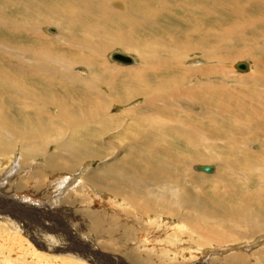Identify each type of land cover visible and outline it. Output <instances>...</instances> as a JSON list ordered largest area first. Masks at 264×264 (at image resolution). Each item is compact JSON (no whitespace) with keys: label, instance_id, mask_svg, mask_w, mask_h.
Segmentation results:
<instances>
[{"label":"bare ground","instance_id":"1","mask_svg":"<svg viewBox=\"0 0 264 264\" xmlns=\"http://www.w3.org/2000/svg\"><path fill=\"white\" fill-rule=\"evenodd\" d=\"M1 33L0 194L22 214L0 207V264L19 262L14 251L40 264L27 238L75 257L62 264L95 263L107 256L92 253L95 237L137 228L159 245L128 251L136 264H177L170 253L186 249L184 264H264V0H0ZM114 47L132 64L112 60ZM89 189L109 199H90L102 212H80ZM34 212L78 213L91 235L55 239ZM113 244L96 246L113 255ZM222 244L233 250L217 256Z\"/></svg>","mask_w":264,"mask_h":264},{"label":"rangeland","instance_id":"2","mask_svg":"<svg viewBox=\"0 0 264 264\" xmlns=\"http://www.w3.org/2000/svg\"><path fill=\"white\" fill-rule=\"evenodd\" d=\"M174 15L175 14H171V16L172 17H174ZM53 28V30L55 29L54 27H52ZM47 33L48 34H52V33H49L48 31H47ZM54 34V33H53ZM0 35H2V33L0 34ZM20 40V39H19ZM123 49V48H122ZM121 49V47L119 48V47H114V49L112 48V49H110V50H108V52H107V55H108V53L110 52V51H114V50H121V52H123V53H126V54H129V55H131L132 57H135L136 55L134 54V53H131V52H126V51H123ZM194 55V54H193ZM196 55H194V56H191L190 58H189V55H188V57H187V59H189L190 61L189 62H191L192 64H195V63H197L196 62V60H200L201 61V58L200 57H198V56H196ZM194 57H195V59H194ZM198 57V58H197ZM200 58V59H199ZM107 59H109V58H107ZM192 59V60H191ZM242 60H247V61H249L250 63H251V61L249 60V58H245V59H238V60H235V62L237 61V62H239V61H242ZM109 61L111 62V60L109 59ZM235 62H233V63H235ZM112 63H114V64H118V65H120V63H117V62H113L112 61ZM202 63V62H201ZM201 63H199V64H201ZM233 63L231 62L230 63V66H231V71H230V74H231V72H232V74L234 73V74H239L238 73V71H236V69L234 68V66H233ZM252 64V63H251ZM122 65V64H121ZM123 66V65H122ZM126 67V66H125ZM136 101H139V100H136ZM120 108L121 107H119V106H116L115 108H113L112 110H111V112L113 113H117V112H119V110H120ZM119 109V110H118ZM116 110V111H115ZM252 144H250L252 147L254 146V145H258V143L256 142V141H252L251 142ZM49 152H52L54 149H55V146L54 145H50L49 147ZM111 150V152L112 153H114L113 152V149L111 148L110 149ZM254 150V149H253ZM34 159L36 160H31V162H32V165H31V162H30V165L31 166H33V167H35V166H38V161L39 160H41L42 162H44V158L42 157V156H40L39 158L38 157H34ZM89 162V163H88ZM88 162H85V163H88V164H85V163H82L81 164V166L79 167V169L77 170V173H78V171L79 170H81V171H84L85 170V168H93V167H96V166H98V161H93V160H91V161H88ZM196 164H198V163H196ZM87 166V167H86ZM84 167V168H83ZM35 169H36V167H35ZM84 169V170H83ZM30 170H34L33 168H30L29 169V171ZM193 170V169H192ZM194 171V170H193ZM198 172V171H197ZM199 173V172H198ZM82 174H83V172H82ZM73 175V177H72V181L73 182H75V185H76V182L78 181L79 182V180L81 179V177H80V175H78V174H72ZM45 177H43L42 176V179H51L52 177H54V178H56L55 177V175H50V176H46V175H44ZM74 176L76 177V178H74ZM20 177V176H19ZM78 178H79V180H78ZM77 179V180H76ZM75 180V181H74ZM71 185V184H70ZM71 187H72V185H71ZM90 190V189H89ZM91 191V190H90ZM2 194H0V207L2 208L1 210H6V208H8L9 209V211H10V209H11V211L10 212H19V213H21L22 214V210L20 211V210H17L16 208H14V206H16V205H21L22 203L19 201V199L18 198H15L13 195H11V194H9V197H8V199H7V197H4L3 195L1 196ZM90 195V196H89ZM84 198H85V200H84ZM83 198V201L84 202H82V203H79V204H81L80 205V212H94V211H97V212H99V211H101L102 212V210L101 209H103V208H101V209H95V210H91V208L90 207H92V204H93V201H92V203H91V201H90V199L91 198H94V199H97V200H105L106 199V201L109 203V199L108 198H98V196H96L95 194H93L92 193V191L91 192H89L88 193V196H85ZM23 202H25V201H23ZM16 204V205H15ZM25 204H27V202L25 203ZM95 204V203H94ZM43 207L42 208H45V205H42ZM41 207V206H40ZM26 210V209H25ZM87 210V211H86ZM104 210V209H103ZM105 212V211H104ZM110 212V211H109ZM108 212V213H109ZM30 213H31V211H30ZM30 213H26L27 215H28V217H27V219H26V221H28V222H26V221H24L23 223H24V225L25 226H30V222H31V220L30 219H28V218H30V216H29V214ZM39 213V214H38ZM105 213H107V212H105ZM33 214H38V215H36L35 217V219H36V222L35 223H37L38 224V226H40L41 227V232L43 233V231H44V233L45 234H48L49 236H51V237H53V238H55L56 239V234H59V235H62V236H64L65 238H66V236H68L66 239H64V241H66V240H68V238L70 239V240H73V239H76V238H73V236H75V235H77V237H79L78 239H80V240H84V239H87L91 234H90V231H91V228H90V224H89V222L87 221V220H84L83 219V217H79V214L77 213H72L71 214V216H67V214L68 213H66V212H63V216L61 215H52V214H50L51 216H49L48 215V213H40V212H34ZM73 214H75V215H73ZM5 220V222H6V214L4 213V214H0ZM44 215V216H43ZM72 216L74 217V218H72ZM78 218H77V217ZM20 217H22V216H20ZM9 218V217H8ZM15 218V220H16V224H17V226H19L18 228H21V227H23V225H22V220H21V218H19V216H15L14 217ZM24 218V217H23ZM48 219V220H47ZM53 219V220H52ZM2 220V219H1ZM41 220V221H40ZM30 221V222H29ZM42 221H49V222H54V221H56V224H57V226H59L60 224L61 225H63L64 226V228L66 229V230H61V229H58V231H56L55 232V229H51V230H48L47 228L49 227L47 224H49V223H44V222H42ZM119 222L120 223H122V222H124L123 221V219H120L119 220ZM82 225V226H81ZM88 225V226H87ZM68 226H71L70 228L68 227ZM55 226L53 225L52 226V228H54ZM67 227V228H66ZM72 227H73V229H72ZM45 228V229H44ZM173 228H176V224H173ZM47 229V230H46ZM71 229V230H70ZM138 230L136 231V229H134L135 231H134V233H133V235H132V237L131 238H129V239H126L127 238V236H125L124 234H120L119 235V232L117 231L116 232V235H118L119 237H115L114 239H112L113 241H109L108 240V237H104V236H101V237H98V238H96L95 237V239L94 240H97L98 242V244L96 243V244H94L93 246H92V248H93V252L92 253H97V250L99 251V252H101L100 253V255H107L106 257H104L103 259H102V257H100V256H96V259L98 260V262H97V260H96V262L94 263V262H88V263H90V264H136V263H133V262H129L128 261V257L126 256V254H128V251H134L135 249H142L141 248V246L143 247V249L145 248V251H147L148 249H151V248H154V247H156V246H158L155 242H154V240H155V237L153 236V235H151V234H149L147 231H146V229H141V228H137ZM83 230V231H82ZM88 230V231H87ZM142 230V232L143 233H141L140 231ZM144 230L146 231V232H144ZM166 230V229H165ZM164 230V231H165ZM163 231V237H166V235L167 234H169V233H171V230L169 229V228H167V230L164 232ZM170 231V232H169ZM52 232H53V234H52ZM55 232V233H54ZM59 232V233H58ZM118 233V234H117ZM137 233V234H136ZM166 233V234H165ZM88 234V235H87ZM140 234H145L146 235V237H147V240H148V242H147V244L139 237V235ZM36 234H33L32 236H35ZM138 235V236H137ZM23 235H21V237H22ZM61 236V237H62ZM85 236V237H84ZM29 237V236H28ZM162 237V238H163ZM1 238V237H0ZM3 238V237H2ZM24 240H25V238L24 237H22ZM27 238V237H26ZM116 238H118L117 240H116ZM99 239V240H98ZM141 239V240H140ZM131 240V241H130ZM150 240V241H149ZM26 242H28L29 243V247H30V249L32 250V248L33 249H35L36 251V253H34V252H31V253H34L37 257H39V258H41V259H38V260H36L37 261V263H40L41 264V262H43V263H45V264H62V262L60 261V259L61 258H66V259H72L73 260V258H75V257H73L72 258V256H70V255H66V254H64L65 252H61L60 251V253L59 252H57V251H53V250H45V249H40V248H37V246H36V244L35 245H32L31 244V241L27 238L26 240H25ZM103 241L104 242H112V243H114L113 245H114V247L115 248H117V250H116V252L115 253H113V252H111L113 255H111V254H108L107 252L105 253L104 251H107V250H104L103 251V249L102 248H99V247H101V244H103ZM156 241V240H155ZM131 242V243H130ZM154 242V243H153ZM152 243V244H151ZM154 244V245H153ZM96 245H98V246H96ZM141 245V246H140ZM147 245V246H146ZM152 245V246H151ZM156 245V246H155ZM94 246L96 247V249L97 250H94ZM146 246V247H145ZM220 246H223V247H220V249H218V252L216 253V254H218L217 256H219L220 254L219 253H222V252H224V253H222V254H228L229 252H231V250H233L232 249V247L233 246H231V245H228V246H226V244H222V245H220ZM230 246V247H229ZM32 247V248H31ZM138 247V248H137ZM148 247V248H147ZM89 248H90V246H89ZM230 248V249H229ZM256 248V247H255ZM78 249H80V247H78ZM100 249H101V251H100ZM133 249V250H132ZM147 249V250H146ZM164 249H166V250H168L169 249V247H167V248H164ZM225 249H229V250H225ZM33 251V250H32ZM43 251H44V253H43ZM83 250H81V252H82ZM172 251V250H171ZM17 251H14V252H12V255L14 256V257H16V258H21L20 259V261L18 262V261H15L14 260V258H12L13 260H14V262H15V264L17 263V264H33V261L32 260H26L25 259V257H24V255L22 256V257H20V256H18V255H15V253H16ZM31 253H28V254H31ZM47 254V256L45 257V255ZM83 253V254H82ZM81 253V255L83 256L84 254L86 255V252H82ZM45 254V255H44ZM62 254V255H61ZM186 254V255H185ZM216 254H211L210 255V257H209V260L210 259H212V257L213 256H215ZM49 255V256H48ZM57 255V256H56ZM175 254H173V252L172 253H170V257H172L173 258V262L175 261L177 264H181V263H187V262H189V259H188V256L189 255H191L190 254V251H188L187 249H186V251H185V253L184 254H182V255H175ZM62 256V257H61ZM110 256H112V257H114V258H116V259H113V260H110ZM187 256V257H186ZM30 257V255L28 256V258ZM57 257H59L58 259H57ZM61 257V258H60ZM187 258V259H186ZM191 258V257H190ZM198 256H194L192 259H190V261L192 262H190L191 264H201V262L198 260ZM103 261H102V260ZM105 259V260H104ZM52 260V261H51ZM81 260V259H80ZM82 260H85V261H87L85 258H82ZM101 260V261H100ZM186 260V261H185ZM114 261V262H113ZM125 261V262H124ZM183 261H185V262H183ZM103 262V263H102ZM197 262V263H196ZM203 264H208V263H203Z\"/></svg>","mask_w":264,"mask_h":264},{"label":"water","instance_id":"3","mask_svg":"<svg viewBox=\"0 0 264 264\" xmlns=\"http://www.w3.org/2000/svg\"><path fill=\"white\" fill-rule=\"evenodd\" d=\"M52 29L53 28H51V30ZM110 57L112 60L123 63L125 65L132 64V62H133V58L130 55L121 53L119 51H113L111 53ZM248 68H249V65L245 61H239V62L235 63V69L237 71L244 72V71H247ZM196 168H197V170L203 171L205 173H211L213 171V166L209 165V164L198 165Z\"/></svg>","mask_w":264,"mask_h":264}]
</instances>
